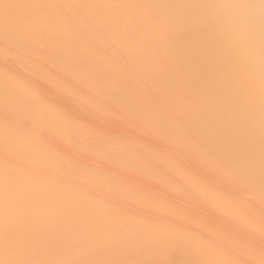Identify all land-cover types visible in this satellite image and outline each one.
<instances>
[{"label":"bare ground","instance_id":"bare-ground-1","mask_svg":"<svg viewBox=\"0 0 264 264\" xmlns=\"http://www.w3.org/2000/svg\"><path fill=\"white\" fill-rule=\"evenodd\" d=\"M0 264H264V0H0Z\"/></svg>","mask_w":264,"mask_h":264}]
</instances>
